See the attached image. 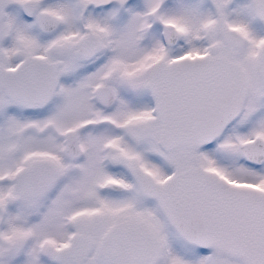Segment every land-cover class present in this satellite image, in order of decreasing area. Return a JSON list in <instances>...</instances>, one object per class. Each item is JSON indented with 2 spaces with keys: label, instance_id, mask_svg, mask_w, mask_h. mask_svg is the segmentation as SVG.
Segmentation results:
<instances>
[{
  "label": "snow or ice",
  "instance_id": "snow-or-ice-1",
  "mask_svg": "<svg viewBox=\"0 0 264 264\" xmlns=\"http://www.w3.org/2000/svg\"><path fill=\"white\" fill-rule=\"evenodd\" d=\"M0 264H264V0H0Z\"/></svg>",
  "mask_w": 264,
  "mask_h": 264
}]
</instances>
